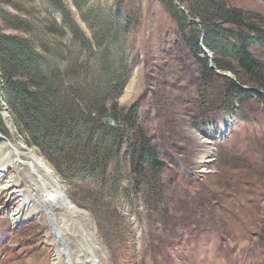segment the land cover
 Listing matches in <instances>:
<instances>
[{
  "label": "rangeland",
  "instance_id": "1",
  "mask_svg": "<svg viewBox=\"0 0 264 264\" xmlns=\"http://www.w3.org/2000/svg\"><path fill=\"white\" fill-rule=\"evenodd\" d=\"M60 1L75 31L47 0H0V13L24 21L13 28L0 17V32L32 39L43 66L62 71V92L75 105L116 113L121 154L95 177H74L65 160H48L30 142L2 94L0 135L38 149L68 198L89 214L105 264H264V88L243 84L251 94L230 104L234 74L204 76L160 0ZM218 1L255 15L264 28V0ZM250 51L264 63V44L253 42ZM129 108L136 127L119 117ZM140 132L164 164L136 181L128 146ZM15 171L7 167L0 182ZM18 204L16 194L0 192V264H49L48 223L41 213L14 223Z\"/></svg>",
  "mask_w": 264,
  "mask_h": 264
},
{
  "label": "trees",
  "instance_id": "2",
  "mask_svg": "<svg viewBox=\"0 0 264 264\" xmlns=\"http://www.w3.org/2000/svg\"><path fill=\"white\" fill-rule=\"evenodd\" d=\"M63 15V21L75 31L67 8L60 0H47ZM179 27L181 38L201 62L204 76L216 70L231 71L226 85L229 103L242 101L251 94L243 84L264 88V63L250 51L253 42L264 44V28L252 21L255 15L218 0H160ZM119 13V12H118ZM6 26L19 28L24 21L1 11ZM131 15L124 18V27ZM197 19V20H196ZM205 47L212 56H208ZM214 66L210 67V62ZM43 54L32 39L0 32V96L20 130L27 133L50 161L65 160L80 179L95 177L105 170L109 160L121 154L123 130L110 125L103 105L85 110L67 98L61 89L62 71L57 66L44 67ZM89 108V107H88ZM113 112L114 120L118 116ZM121 121L136 127L134 108L124 112ZM105 119V120H103ZM130 166L141 177L157 176L163 161L143 133L129 144Z\"/></svg>",
  "mask_w": 264,
  "mask_h": 264
},
{
  "label": "bare ground",
  "instance_id": "3",
  "mask_svg": "<svg viewBox=\"0 0 264 264\" xmlns=\"http://www.w3.org/2000/svg\"><path fill=\"white\" fill-rule=\"evenodd\" d=\"M209 138L204 140L209 143ZM0 139L4 141L0 147V176L7 167L16 170L0 182V192L8 191L19 198L11 213L12 221L43 214L49 225L45 237L52 247L49 264H105L98 255L102 250L97 246L89 214L67 197L61 180L38 149L17 147L5 137ZM210 160L206 158L204 162ZM22 178L27 182L24 187L20 185Z\"/></svg>",
  "mask_w": 264,
  "mask_h": 264
},
{
  "label": "water",
  "instance_id": "4",
  "mask_svg": "<svg viewBox=\"0 0 264 264\" xmlns=\"http://www.w3.org/2000/svg\"><path fill=\"white\" fill-rule=\"evenodd\" d=\"M203 51L205 52V53H207V49H205V48H203ZM208 56H210V54L208 53ZM210 67H213L214 68V66H213V64H212V61L210 62ZM217 71V73H219V74H221V75H227V76H229V77H231V74L229 73V74H225L224 72H220L219 70H216ZM4 108H5V106H3ZM6 109V108H5ZM103 120H105V119H103ZM107 121H108V123L110 124V125H115V120L113 119V118H111V117H108L107 118ZM1 137H4V136H2V135H0ZM68 197V196H67Z\"/></svg>",
  "mask_w": 264,
  "mask_h": 264
}]
</instances>
